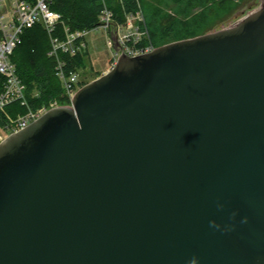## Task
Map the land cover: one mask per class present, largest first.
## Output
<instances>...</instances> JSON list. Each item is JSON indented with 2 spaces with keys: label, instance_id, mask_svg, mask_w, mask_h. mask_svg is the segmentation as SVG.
<instances>
[{
  "label": "water",
  "instance_id": "1",
  "mask_svg": "<svg viewBox=\"0 0 264 264\" xmlns=\"http://www.w3.org/2000/svg\"><path fill=\"white\" fill-rule=\"evenodd\" d=\"M0 264H264V1L0 144Z\"/></svg>",
  "mask_w": 264,
  "mask_h": 264
},
{
  "label": "trees",
  "instance_id": "2",
  "mask_svg": "<svg viewBox=\"0 0 264 264\" xmlns=\"http://www.w3.org/2000/svg\"><path fill=\"white\" fill-rule=\"evenodd\" d=\"M228 2L232 1L50 0V8L62 16L63 23L58 26L57 33L61 38L65 37V28L71 33L92 32L100 28V17L105 10L113 13L116 24H125L128 16L141 14L144 18L141 26L146 33L141 46L158 49L212 33L221 22L217 19L229 12L226 9L231 7L227 5ZM86 49L75 58L60 55V59L67 62L69 71L79 72L87 67ZM50 51V37L41 25H37L24 32L11 59L33 109L48 106L54 100H58L62 106L70 104L64 96L62 82L56 76L57 63L49 57ZM86 85L88 83L81 82L80 88ZM9 113L15 116L25 111L17 105L10 108Z\"/></svg>",
  "mask_w": 264,
  "mask_h": 264
},
{
  "label": "built area",
  "instance_id": "3",
  "mask_svg": "<svg viewBox=\"0 0 264 264\" xmlns=\"http://www.w3.org/2000/svg\"><path fill=\"white\" fill-rule=\"evenodd\" d=\"M100 28L107 29L109 22H115L114 15L105 10L100 17ZM62 16L50 8V0H0V144L9 137L20 133L33 123L37 122L51 110L64 107L58 100L51 101L48 106L33 109L26 97V88L17 74L16 66L12 62L17 45L26 30L41 25L51 41L49 57L56 60V76L62 82L64 96L72 105L73 99L80 89L78 72L69 71L66 61L60 55H69L75 58L86 49V37L90 33H71L65 28V37L57 36L58 26L62 24ZM144 18L141 14L130 15L125 24H117L118 39L122 54L135 58L152 53L151 46L142 47L141 43L146 33L141 25ZM112 45V44H110ZM117 55V56H116ZM114 59L118 57L116 53ZM116 65L115 64L113 66ZM19 105L24 114L13 116L9 109Z\"/></svg>",
  "mask_w": 264,
  "mask_h": 264
},
{
  "label": "rangeland",
  "instance_id": "4",
  "mask_svg": "<svg viewBox=\"0 0 264 264\" xmlns=\"http://www.w3.org/2000/svg\"><path fill=\"white\" fill-rule=\"evenodd\" d=\"M231 1L233 3L228 2L227 4L231 7L226 8L229 10V12L227 15L220 16V18L217 19L221 22L213 32L221 31L231 25H235L243 18L261 8L264 0ZM85 44L87 48L86 50L88 52L87 67L86 69L80 70L78 75L80 83L86 82L91 84L107 74L114 67L113 65L115 64V61L117 63L123 54L115 47L114 40L112 39L111 26H109L107 29L98 28L90 32L86 37ZM116 53L118 54V57L114 59ZM80 90L81 89H79V91ZM0 131L2 130L0 129Z\"/></svg>",
  "mask_w": 264,
  "mask_h": 264
}]
</instances>
